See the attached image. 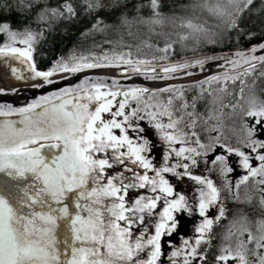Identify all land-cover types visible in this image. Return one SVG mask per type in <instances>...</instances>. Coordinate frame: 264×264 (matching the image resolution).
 Returning a JSON list of instances; mask_svg holds the SVG:
<instances>
[{"label":"snow or ice","instance_id":"1","mask_svg":"<svg viewBox=\"0 0 264 264\" xmlns=\"http://www.w3.org/2000/svg\"><path fill=\"white\" fill-rule=\"evenodd\" d=\"M253 6L254 0H188L182 14L169 16L161 0H0V58L26 65L29 78L42 81L33 87L101 68L120 69L125 80H171L192 76L190 69L209 60L226 66L222 75L197 82L191 102L183 86L152 90L85 75L26 107L0 105V264H264V102L244 97L245 78L264 67V55H256L264 43L233 55L170 58L176 45L198 51L219 44L221 26L239 30ZM81 12L94 21L82 35L105 39L41 70L36 45L54 23L75 21ZM21 17L25 23L17 26ZM209 19L219 21L216 30ZM124 32L148 38L134 46ZM114 34L121 39L109 38ZM11 71L25 79L17 67ZM237 81L238 94L229 90ZM201 99L204 112L197 110ZM232 157L246 173L235 183L228 180ZM201 162L223 183L194 174ZM185 178L199 186L195 209L177 187ZM194 210L202 219L185 237L182 214Z\"/></svg>","mask_w":264,"mask_h":264},{"label":"trees","instance_id":"2","mask_svg":"<svg viewBox=\"0 0 264 264\" xmlns=\"http://www.w3.org/2000/svg\"><path fill=\"white\" fill-rule=\"evenodd\" d=\"M137 3L140 0H136ZM146 4L147 0H143ZM188 0H161L162 3V12L165 15H172L176 13L177 15L182 14V5L186 4ZM49 3L55 4L56 0H49ZM264 11V0H254V6L250 8V10L245 11L242 16L240 17V29L233 30L228 32L224 30V36L221 42L215 46H205L200 52L196 51H185V52H174L171 54V60H179L184 58H189L197 55H203L208 53L214 52H224V51H231L236 49H245L261 40L264 39V14L261 13ZM144 14H148L149 9H143ZM100 15L105 16L106 21L111 22L113 17L107 16L106 13H100ZM20 22L17 26H23L25 21L23 18H19ZM92 16H86L83 12L80 14V18L75 21H62L59 23H54L53 26L45 32V36L40 42L36 45V52L34 53V59L41 70H47L51 67L52 63L57 59L67 56L74 48H91L94 43H100L105 39V34L102 33H95L91 36L85 38L82 33H84L88 28L91 27L93 23ZM208 24H211L208 21ZM35 28L36 25L33 24ZM168 31H173L171 26H167ZM133 31H136L133 29ZM248 34H251L249 36ZM123 40L125 43L140 45L141 39H147V36L133 38L127 35L126 32L123 34ZM109 38L113 40L121 39V34H114ZM155 41V38H154ZM2 39H0V43ZM160 46H163V40L157 41ZM177 46V45H176ZM175 46V47H176ZM99 51V49H96ZM133 52L135 53V47L133 48ZM147 49H143V53H147ZM142 53V54H143ZM264 72V67L258 65L255 73L252 76H248L245 78L246 84L244 85V89L247 88V91L244 90V94L247 92V96L249 94L252 95V91L257 87H264V76L261 73ZM207 87V85H205ZM241 87L240 82L237 81L235 85L229 83V90L235 91L237 94L239 93V88ZM185 90V98L189 99L191 102V98L198 95L200 89L198 84L194 86L183 87ZM228 99H232L231 96ZM203 101H197V110L202 112ZM205 110H203L204 112ZM230 128L231 126L228 125ZM234 142V141H233ZM257 161H253L254 166H258ZM232 167L235 171L228 176V180H231L235 183L241 176L245 175V171L239 165V158L232 157ZM193 173L196 175H210L211 178L214 179L217 184H222L223 179L220 177L219 173H208L203 162L200 165L193 169ZM173 183H176L173 181ZM177 187L180 191H182L185 195L190 198V202L195 209L196 200L192 199V197L198 195L196 189L199 187L194 182L190 181L189 179L185 178L182 184H177ZM226 206H232L233 201L231 199H225L224 201ZM253 206H256L255 202ZM216 209L212 208L209 210V215H215ZM182 217L185 221V227L182 230V235L192 236L194 235V227L197 225L200 220L202 219L199 216L198 210H194L192 215L189 216L188 213H183ZM223 224H227V221H224ZM216 236L213 240V247L219 249L222 244V236L224 233L223 225L217 226L215 229ZM173 241L175 245H179L181 243L180 237H173ZM211 251V249H210ZM170 254V252H169Z\"/></svg>","mask_w":264,"mask_h":264},{"label":"water","instance_id":"3","mask_svg":"<svg viewBox=\"0 0 264 264\" xmlns=\"http://www.w3.org/2000/svg\"><path fill=\"white\" fill-rule=\"evenodd\" d=\"M260 43H264V39L245 49L214 52L203 55H233L238 50L246 51L252 48L253 46L259 45ZM203 55L174 60L173 62L180 60H193ZM256 55H264V50L258 51ZM222 63L223 62L219 60H209L205 62L203 69L199 67L190 69V71L193 73L192 76L178 74L176 79L171 80H148L145 79L143 76H133L132 79L125 80L121 76L120 69L101 68L88 70L86 73H80L75 76L69 74H58L56 77H53L56 82L55 84H45L43 87H33V85L42 83V81L30 79L29 77H31L32 74L24 70H20V73L23 74L25 79H16V77L12 74L11 71L12 62H10V60H8L7 58H0V88L6 90L5 93L0 94V105H11L15 108L26 107L28 104L32 103L34 100L39 99L41 96L51 95L53 92L59 91L63 88L74 87L77 83L80 82L81 79H83L85 75L91 76L93 78H121V82L126 86H143L148 87L152 90H158L169 86H194L198 84V81H204L215 75H222L223 72L226 70V66H221ZM20 68L22 69L23 67Z\"/></svg>","mask_w":264,"mask_h":264},{"label":"rangeland","instance_id":"4","mask_svg":"<svg viewBox=\"0 0 264 264\" xmlns=\"http://www.w3.org/2000/svg\"><path fill=\"white\" fill-rule=\"evenodd\" d=\"M261 13L264 14V11H262ZM208 21L211 23V24H208L209 27H211L213 30H216L217 25L219 24V21H217V20H215V19H209ZM221 30L224 31V29H223L222 26H221ZM2 42H3V39H2ZM2 42H1V43H2ZM207 47H208V46H207ZM175 51L181 53V52H185V51H192V49H191V47H189V48H182L180 45H177V46L175 47ZM196 52H200V50H198V51H196ZM8 60H10V62H12V67H17L19 70H24V71L30 73L29 71H27V66H26V65H21V64L19 63V61H15V60H11V59H8ZM19 66H20V67H23V68L21 69ZM245 90L247 91V88H246ZM246 94H247V92L244 94L245 101H246L249 97H255L256 100H257L258 102H264V87L257 86V87L252 91V95L249 94V96H247ZM198 101H201V102L203 101V107H202V112H203V110H205V108L207 107V105L205 104V101H204L203 99L198 100ZM209 104H210V98H209ZM245 106H247V105L245 104ZM225 123H226L227 125H229V126H232V121H228V120H226ZM149 134L151 135V133H149ZM159 147H162V145L159 146ZM172 240H173V238H172ZM165 251L170 252V251H171L170 246H169V247H166V248H165Z\"/></svg>","mask_w":264,"mask_h":264}]
</instances>
